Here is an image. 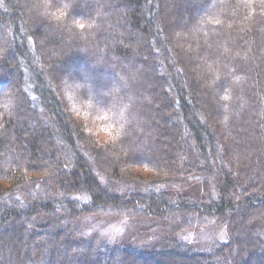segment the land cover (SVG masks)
<instances>
[{
  "label": "trees",
  "instance_id": "16d2710c",
  "mask_svg": "<svg viewBox=\"0 0 264 264\" xmlns=\"http://www.w3.org/2000/svg\"><path fill=\"white\" fill-rule=\"evenodd\" d=\"M43 4L0 0V264H243L264 247V0ZM193 180L209 196L184 195ZM107 213L176 223L162 245L96 248L78 222ZM201 223L229 238L177 239Z\"/></svg>",
  "mask_w": 264,
  "mask_h": 264
},
{
  "label": "rangeland",
  "instance_id": "374dc122",
  "mask_svg": "<svg viewBox=\"0 0 264 264\" xmlns=\"http://www.w3.org/2000/svg\"><path fill=\"white\" fill-rule=\"evenodd\" d=\"M38 1V2H36ZM21 5L27 6L30 8H34V6L38 9V12L36 13H42L44 12V0H19ZM46 12V11H45ZM49 14V11L46 12ZM52 14V13H50ZM49 14V15H50ZM54 14H52L53 16ZM113 17H116L115 14ZM52 19H56L55 15L52 17ZM81 23V22H79ZM77 24V23H76ZM230 27V26H229ZM87 31H93V28L91 26H88ZM220 44H218L219 46ZM241 49L239 50V54L236 53L238 49H235V54L240 55L244 52H250L249 45L244 44L241 45ZM222 47V46H221ZM237 50V51H236ZM154 52L157 54L158 51L154 50ZM143 56V55H142ZM143 61H145L144 57L141 58ZM146 62V61H145ZM148 62V61H147ZM199 63V62H198ZM159 69V68H158ZM159 71V70H158ZM190 71L186 69L185 74L186 76H189ZM202 73V71H199ZM189 74V75H188ZM211 82L210 81H204V84L206 86H209ZM64 96L67 100H69L66 93H64ZM70 101V100H69ZM86 106V105H85ZM79 111V110H78ZM76 111V112H78ZM80 115L85 118L86 123L92 130L94 134L97 132V136L99 139H102L103 141H109V133L106 132V130L102 133H99V125L96 123L93 125L91 121L87 119V114H83L81 108L79 111ZM92 123V124H91ZM163 140V139H162ZM257 165V163H256ZM137 172V171H136ZM140 174L144 177L155 175L154 172L151 171H141ZM195 176L197 173H190L188 172V175ZM193 179H199L197 177ZM201 181V180H200ZM198 180H193L191 182H188L187 184L183 185L181 188L184 192V195L195 199H204L206 195L208 194V188L203 185ZM176 184V183H175ZM113 187V186H112ZM114 192H120L122 194L125 193V191H122L124 188L121 186H114L113 187ZM176 187H174L175 189ZM213 193V192H210ZM214 195V194H212ZM209 196V195H207ZM204 220V219H203ZM176 223V221L173 218H168L167 220H157L156 218H134L131 214L128 215H113V214H95L91 216H84L79 219V226H80V236L87 239L88 241H92L96 244V248H99V244H108V245H122V246H131V247H154L158 245H162L166 242V239L170 236V229L173 227V225ZM213 224V223H212ZM197 224V229H188L184 230L182 233L179 234L178 240L180 242H185L184 244H188L194 248V250L199 252H211L214 247L218 246L222 241H225L229 238V230L227 226L223 225H216V224ZM259 224L264 225V220H261ZM195 226V225H194ZM203 226V227H202ZM264 229V227H263ZM173 236H176L173 234ZM172 237L171 240L174 238ZM261 238L264 243V231L260 234ZM170 238V237H169ZM170 240V239H169ZM98 245V246H97ZM97 250V249H96ZM106 249H102V252H106ZM255 253L256 258L255 260H259V256L262 254L264 255V247L260 248H252L248 251L244 252L242 255L241 261L243 264H249L250 261V255L252 252ZM247 253L249 254L247 257ZM252 253V254H253ZM254 256V254H253ZM255 257V256H254ZM253 257V258H254ZM218 264H223L219 262ZM233 264V263H229Z\"/></svg>",
  "mask_w": 264,
  "mask_h": 264
}]
</instances>
